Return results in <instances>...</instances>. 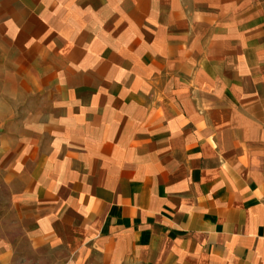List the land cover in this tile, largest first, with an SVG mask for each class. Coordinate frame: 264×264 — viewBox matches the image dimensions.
Returning <instances> with one entry per match:
<instances>
[{
	"label": "crops",
	"instance_id": "1",
	"mask_svg": "<svg viewBox=\"0 0 264 264\" xmlns=\"http://www.w3.org/2000/svg\"><path fill=\"white\" fill-rule=\"evenodd\" d=\"M0 264H264V0H0Z\"/></svg>",
	"mask_w": 264,
	"mask_h": 264
},
{
	"label": "rangeland",
	"instance_id": "2",
	"mask_svg": "<svg viewBox=\"0 0 264 264\" xmlns=\"http://www.w3.org/2000/svg\"><path fill=\"white\" fill-rule=\"evenodd\" d=\"M10 226V225H9Z\"/></svg>",
	"mask_w": 264,
	"mask_h": 264
}]
</instances>
